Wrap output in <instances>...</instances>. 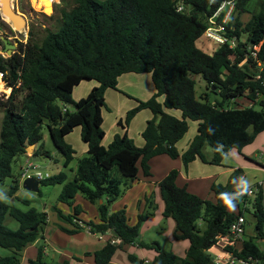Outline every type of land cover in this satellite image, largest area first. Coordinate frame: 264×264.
Returning a JSON list of instances; mask_svg holds the SVG:
<instances>
[{
    "label": "trees",
    "instance_id": "1",
    "mask_svg": "<svg viewBox=\"0 0 264 264\" xmlns=\"http://www.w3.org/2000/svg\"><path fill=\"white\" fill-rule=\"evenodd\" d=\"M223 1L75 0L70 8L62 7L59 27L48 29L41 43L31 35L28 41L20 42L11 56L0 54V72L6 86L12 88L6 100L0 99L4 110L0 128V183L12 176V163L18 155L27 153V146L38 144L36 155L51 156L44 149V127L63 155L65 166H69L76 151L65 136L80 125L82 139L89 149L78 160L75 177L67 180V174L60 172L41 179V183L63 184L58 200L74 210L66 214L58 205L52 207L59 219L73 225V228L61 225L63 231L74 234L86 228L91 233L104 234L114 230L121 239L117 243L110 238L102 248L87 251L85 255H93L95 264H109L118 248L132 243L154 249L153 264H221L209 250L219 243V236L229 233L233 220L244 213V202H250L249 195L233 201L241 206L235 213L221 199L222 193L235 194L233 180L242 172L241 168L232 173L228 184H212L216 201L179 186L176 168L157 183L165 203L164 215L176 221V238L190 243L184 256L164 249L159 241L141 239V225L148 213L140 214L137 224L131 226L125 210L110 212V207L122 194L120 177L130 183L138 180L139 165L145 176H151L150 159L154 156L167 154L174 159L181 156L186 170L198 157L220 165L232 149L241 151L264 132V98H261L264 96V0H234L235 12L225 23L227 41L218 43V48L210 54L198 47L197 41L207 36L209 19ZM180 5L183 10L178 9ZM245 12L251 18L244 23L240 17ZM223 17L224 12L218 21L222 22ZM243 32L249 34L246 41L241 40ZM0 42L3 43L1 38ZM126 72H151L156 92L147 100L137 99L138 104L119 121L124 131L118 132L105 146L102 143L105 93L108 88L118 89V78ZM193 74H201L209 92L220 98L211 101L208 91L199 97ZM86 79L96 80L98 85L87 96L75 100L74 87ZM161 96L163 102L159 100ZM239 97L253 104L231 106ZM256 103L259 108L255 107ZM67 105L74 106V110H69ZM145 108L151 109L154 117L142 132L146 142L140 147L129 136L127 126ZM166 108L181 110L182 116L177 117ZM189 119L199 122L198 132L181 154L177 143L189 130ZM207 144L213 151L211 158L204 152ZM19 183L15 179L12 194L18 190ZM78 193L98 204L99 221L79 219L83 209L74 205ZM263 199L264 189L259 187L253 201L259 237H264ZM22 201L30 203L28 199ZM7 214L19 222L17 229L5 224ZM201 221L205 227H201ZM47 224L46 211L36 207L23 210L0 199V247L11 251L0 255V264H20L25 248L40 239ZM226 249L264 260V250L252 237L245 239L240 249L231 246ZM129 258L136 260L133 254ZM29 263L71 264V261H47L43 246H39L38 256Z\"/></svg>",
    "mask_w": 264,
    "mask_h": 264
},
{
    "label": "crops",
    "instance_id": "2",
    "mask_svg": "<svg viewBox=\"0 0 264 264\" xmlns=\"http://www.w3.org/2000/svg\"><path fill=\"white\" fill-rule=\"evenodd\" d=\"M240 18L245 23L251 18V14L249 12H245ZM86 80L87 83H84ZM86 80H82L74 87L72 95L75 100H79L80 98L87 96L92 88L98 85L96 80ZM155 92L156 87L154 85L151 72H126L120 75L118 78V89L108 88L106 90V106H104L102 109L104 118L103 128L105 130V136L102 143L105 146H108L112 142L118 132L124 131V129L119 125V121L125 119L127 112L138 104L137 99L147 100L151 98ZM159 100L163 102L164 96L159 97ZM67 108L70 110L68 105ZM165 110L177 117L182 116L181 110L169 108H166ZM153 117V111L149 108H145L139 111L127 126V132L129 136L134 139L137 146L141 147L145 145L146 141L142 135V132L145 129L148 121ZM198 126V121L189 119V130L177 143L181 154H183V152L189 147L194 136L197 134ZM74 132H76V137L73 136ZM79 137L82 140V144L79 145L80 153H85V155H87L89 146L82 139V127L80 125L76 126L72 132L65 136L66 141L72 144L74 149L76 146L73 141H77L79 144ZM45 138L46 134H44V140ZM37 148L38 144L35 146V149ZM206 148L208 147L206 146L205 149ZM209 148H211V146ZM210 150V155L208 156L209 158H211L213 154L212 148ZM26 156L28 155L26 154ZM150 165L152 171L151 176H145L142 167L139 165L138 180H135L131 188L128 190V192H131L135 188L142 187L143 190H140V192L137 194V197H143L145 200H147V205H149V203H151L149 200L153 198L146 188H156V194H154L156 196V200L160 204L158 210H155L156 216L154 219L157 222L151 225H146V223L142 225L141 239L146 241L143 237L149 235L148 237L151 240L148 242L159 241L161 243L160 239L166 237L175 249L173 252L184 256L189 248L190 243L188 240L176 238V221L172 216L164 215L165 203L157 183L163 179L172 169L176 168L179 170V175L176 180L179 186H186L189 191L204 199L216 201L215 194L211 189L212 184L214 182L228 184L230 176L236 169H242V172L238 177H245L250 181L251 185L255 184L259 180H264V132H260L256 136L255 140L252 143L245 145L241 151L236 148L232 149L228 154L225 155L223 162L220 165L205 162L200 157H198L189 164V167L186 170L181 156L174 159L167 154L154 156L150 159ZM233 187L236 188V185L233 184ZM159 198H161V202ZM139 201L142 203L141 199H139ZM118 202H120V200L115 201L111 205L110 212L119 211L120 208H116V204ZM125 207H127L126 204L123 205V208ZM240 207L241 206L236 205L234 212L238 213L241 209ZM248 209H250V207H247V209L244 210L243 214H245V216L248 213ZM63 211L66 214L71 213L69 210ZM46 212L48 213V224L45 226L44 232L40 239L25 248L20 257V264H30L29 260L38 256L39 246H43L45 258L54 257L52 261H63L65 259H69L71 264H95L93 255H85L87 251L94 252L95 250L102 248L110 238L116 239L117 243L121 242V239L116 235L114 230H109L108 232L104 233V236H97L86 228H83L77 233L68 234L63 231L60 226L63 225L68 228H73V225L65 223L59 219L58 214L52 208L50 212ZM96 212L97 214L95 216V221H99V212L95 211V213ZM82 213L83 211L78 215L79 219L87 221L83 217ZM152 218L153 216L149 217L148 220H151ZM250 225H252V223L249 222L244 236L236 240L237 249H240L242 247L243 241L248 239L247 229L250 227ZM254 225L256 230V222ZM50 233L52 234L49 235ZM254 237H256L257 240L261 242L258 243L255 239L261 249L264 250V237H259L257 234ZM53 238H57V241L55 242ZM218 244H221V248L224 252H226V254H220L218 252V254L215 256L216 258L214 257L215 261L218 258L223 259L228 256L224 243L220 242ZM215 246L216 245L211 247L209 251L212 252ZM10 253V250L0 247V255H8ZM129 254H133L136 260H131L129 258ZM155 254L156 252L154 249L142 247L138 243L123 244L122 247L117 249L109 264H153L152 261ZM75 256L79 257L81 260L75 259Z\"/></svg>",
    "mask_w": 264,
    "mask_h": 264
},
{
    "label": "rangeland",
    "instance_id": "3",
    "mask_svg": "<svg viewBox=\"0 0 264 264\" xmlns=\"http://www.w3.org/2000/svg\"><path fill=\"white\" fill-rule=\"evenodd\" d=\"M12 3L15 4L16 7L21 12L26 14L28 18V27L23 29V27L15 26V28H13L6 21L0 20V28H1L0 33H3L4 31L7 32L10 35L9 38L11 39V41H14V37H17L20 41L26 42L29 40L30 36L28 34H29V31H31L33 39L37 41L38 43H41L48 29L56 30L59 27L60 19L62 16L61 15L62 7L70 8L71 6L74 5L75 0H57L53 2L50 12H47L45 8L42 7V5L38 7L35 4V0H14ZM251 7H253V4L251 5ZM248 36L249 34L247 32H243L241 36V40L246 41ZM2 44L3 43H0V45ZM197 46L203 49L204 51H206L207 53L212 54L218 48L219 44L218 42H214V40L203 35L197 41ZM2 48H3V45L2 47H0V50H2ZM258 48L259 46L256 47V49ZM0 54L2 53L0 52ZM192 77L196 81V93L199 97L202 96L205 92L207 91L209 92L207 88V83L201 74H193ZM1 81H3L4 85L6 86V82L4 80H1ZM84 83H87V80L84 81ZM8 88H11V87H8ZM11 91H12V88H11ZM11 91L9 93L3 92V94L0 95V99L6 100L9 94L11 93ZM209 97L211 101H214L216 98H220L219 95L213 92H209ZM21 98H22V95H20L19 99ZM261 98H264V96H262ZM233 101L234 102L231 103L232 104L231 106H235V107L253 104L250 100H248L245 97H239ZM68 107L70 108V110H74V106L68 105ZM255 107L259 108L260 105L256 103ZM3 116H4V110L0 106V128H1ZM44 134H46V138L44 140V149L48 150L51 153V156L40 155L41 158L38 161H34L32 157V161H34L36 168H31V173L34 174L40 171L42 172L43 177L46 178L49 175H54L60 172H65L67 174V180H72L76 174L78 160L85 156V153H80V149H79V145L82 144L81 138L79 137L78 139L79 144L77 143V141H73L76 146L75 147L76 154H75L74 159L70 163V165L65 166L63 155L61 154V152L58 150V148L54 144L47 127H44ZM73 136L76 137V132H74ZM207 147L208 148L204 149V152L207 156H209L210 155L209 151H211L210 150L211 148H209L210 147L209 145ZM26 154H20L15 158L14 162L12 163V176L7 177L5 181L0 183V197H3L0 199L9 204H15L18 208L23 209V210H27L30 207H36L40 211L50 212L51 208L54 205H58V207H60L62 210H69V212H74L73 207L71 205L65 204L63 202H59L58 200L59 195L63 189V184H54V185L41 184L39 192L31 191V190L24 188L22 184L23 180L21 179V176H22V167L26 165V160H27ZM120 178L123 179V182L121 185L122 194L118 198L120 202L116 204V208L117 209L120 208L119 211L125 210V215H126L128 223L131 226L136 225L139 219V215L142 213H145V214L148 213L149 214L148 218L153 216L151 220H148L147 218L142 223V225L145 223L146 225H151L157 222L154 219V217L156 216L155 210H158L160 204L156 200V196H155L156 188L154 187L146 188L153 198L149 200L151 203L147 205V200H145L143 197L142 198L137 197V194L140 192L141 189L143 190V188L142 187L135 188L131 192H128V190L131 188L133 183H130L128 180H126L122 176ZM15 179H19L20 183H19V188L16 191V193L12 194L11 186L14 184ZM22 199H28L30 203H25L24 201H22ZM139 199L142 200V203H140ZM159 200L160 202L162 201L161 198H159ZM253 201H254V196L251 195L250 202L248 201V205H249L248 207H250V209L247 210L248 213L246 214V219H248V223H246V228L249 222L252 223V225H250V227H248L247 229V233H248L247 237L248 238L252 237L257 240V238L254 237L257 234V232L255 230V225H254L256 222V218L254 215ZM124 204H126L127 207L123 208ZM74 205L81 206V208L83 209V213H82L83 217L88 222L91 220L95 221V216L97 214V212L95 213V211H98L97 203L90 202L89 200L84 198L83 194L78 193L74 200ZM5 224L13 229H17L19 227V222L9 214H7L5 218ZM142 225H141V228H142ZM201 227H205V223L202 221H201ZM60 233L62 234L61 231ZM51 234L52 233H50L49 235ZM96 235L104 236V234H101V233L96 234ZM148 236L149 235H146L143 238L146 241H150L151 239ZM93 237H96V236H93ZM53 240L56 242L57 238L56 239L53 238ZM160 240H161V245L164 249L170 250V251L175 250L166 237ZM257 242L259 243L260 241L257 240ZM209 252L213 258L218 254V252L220 254H226V252L222 250L221 244L216 245L215 248H213L212 252L211 251ZM53 258L46 257V260L52 261Z\"/></svg>",
    "mask_w": 264,
    "mask_h": 264
},
{
    "label": "built area",
    "instance_id": "4",
    "mask_svg": "<svg viewBox=\"0 0 264 264\" xmlns=\"http://www.w3.org/2000/svg\"><path fill=\"white\" fill-rule=\"evenodd\" d=\"M179 10H183V5H180L178 7ZM224 12V17L222 19V22L218 21V17L221 13ZM235 12V1L234 0H224L217 11L214 13L213 16L209 19V27L206 30V35L210 37L214 42L218 43H225L227 41L226 36L224 35L225 31V23L228 22L231 15H233ZM2 33H0L1 36ZM234 43V42H233ZM3 72H0V78L3 80ZM3 94V92L1 93ZM31 168H36V165L34 161H32V156L28 154L26 165L22 167V176L21 179L24 180L27 177L30 176H36L40 180L43 179L42 172L38 171L34 174L31 173ZM259 187H264V180H259L255 184L251 185L250 192L251 195L255 196L256 191L259 189ZM248 201H245L243 204V208L247 209L248 207ZM246 223L247 219L245 214H240L236 219L233 220L231 223L229 233L225 235L219 236V243L223 242L224 246H231L236 249V240L240 239L244 236L246 231ZM227 251V257L226 258H218L216 260L217 263L221 264H264V260H261L259 258H256L252 255L248 256H241L238 254H235L232 250H226Z\"/></svg>",
    "mask_w": 264,
    "mask_h": 264
},
{
    "label": "water",
    "instance_id": "5",
    "mask_svg": "<svg viewBox=\"0 0 264 264\" xmlns=\"http://www.w3.org/2000/svg\"><path fill=\"white\" fill-rule=\"evenodd\" d=\"M8 15L10 18V21H12L13 26L15 27H23V29L28 27V18L25 13L21 12L15 4L12 3L11 0H2V5L0 7V20H4L3 15ZM5 21V20H4ZM29 36L32 35V32L29 31ZM8 33H4L1 35V39L3 41V48L1 50V53L7 57L11 56L13 53L16 52L17 47L20 43L19 40L11 41L9 38ZM238 42V41H237ZM236 42V43H237ZM0 47H2L0 45ZM35 146L36 144H31L27 146L26 152L27 154L31 155L33 157L34 161L40 160L41 156L35 154ZM23 186L24 188L39 192L40 186H41V180L36 176H30L23 180Z\"/></svg>",
    "mask_w": 264,
    "mask_h": 264
},
{
    "label": "clouds",
    "instance_id": "6",
    "mask_svg": "<svg viewBox=\"0 0 264 264\" xmlns=\"http://www.w3.org/2000/svg\"><path fill=\"white\" fill-rule=\"evenodd\" d=\"M219 148H222V146H218ZM223 154V153H222ZM233 184L236 185V190L234 191V195H229V193H222L221 199L225 205V207L229 211H234L236 208V203L233 201H239L241 198H243L245 195H250V189H251V183L248 179L245 177H238L233 180ZM3 198V197H0Z\"/></svg>",
    "mask_w": 264,
    "mask_h": 264
},
{
    "label": "bare ground",
    "instance_id": "7",
    "mask_svg": "<svg viewBox=\"0 0 264 264\" xmlns=\"http://www.w3.org/2000/svg\"><path fill=\"white\" fill-rule=\"evenodd\" d=\"M12 2L14 0H11ZM57 0H35V4L39 7L40 5H42L43 8H45V10L47 12H50L51 11V6L53 4V2H55ZM2 5V0H0V7ZM4 16V20L9 24L11 25L13 28H15L12 24V21H10V18L8 17V15H3ZM2 79H0V95L2 92H10L11 91V88H8L4 85V82L1 81Z\"/></svg>",
    "mask_w": 264,
    "mask_h": 264
},
{
    "label": "flooded vegetation",
    "instance_id": "8",
    "mask_svg": "<svg viewBox=\"0 0 264 264\" xmlns=\"http://www.w3.org/2000/svg\"><path fill=\"white\" fill-rule=\"evenodd\" d=\"M0 29H1V28H0ZM4 33H7V32L4 31L2 34H4ZM2 34H1V35H2ZM0 38H1V36H0ZM16 39L19 40L17 37H14V41H15ZM19 41H20V40H19ZM20 42H21V41H20ZM0 43H1V42H0ZM2 45H3V44H2ZM2 45H1V46H2Z\"/></svg>",
    "mask_w": 264,
    "mask_h": 264
}]
</instances>
